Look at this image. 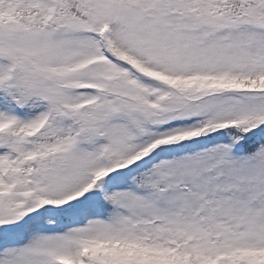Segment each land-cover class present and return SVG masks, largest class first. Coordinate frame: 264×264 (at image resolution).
<instances>
[{
    "label": "snow or ice",
    "instance_id": "1",
    "mask_svg": "<svg viewBox=\"0 0 264 264\" xmlns=\"http://www.w3.org/2000/svg\"><path fill=\"white\" fill-rule=\"evenodd\" d=\"M0 264H264V0H0Z\"/></svg>",
    "mask_w": 264,
    "mask_h": 264
}]
</instances>
